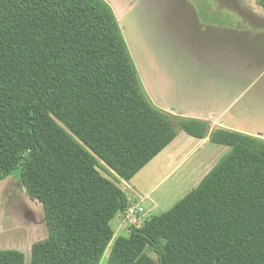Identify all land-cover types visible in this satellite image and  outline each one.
<instances>
[{
    "label": "trees",
    "instance_id": "1",
    "mask_svg": "<svg viewBox=\"0 0 264 264\" xmlns=\"http://www.w3.org/2000/svg\"><path fill=\"white\" fill-rule=\"evenodd\" d=\"M177 126L209 133L153 104L105 0H0V181L21 167L48 229L30 263L6 248L0 264H100L109 249L107 264H264V138L225 127L210 139L231 149L200 184L114 239L130 206L97 161L129 182Z\"/></svg>",
    "mask_w": 264,
    "mask_h": 264
},
{
    "label": "rangeland",
    "instance_id": "2",
    "mask_svg": "<svg viewBox=\"0 0 264 264\" xmlns=\"http://www.w3.org/2000/svg\"><path fill=\"white\" fill-rule=\"evenodd\" d=\"M105 1L119 17L136 66L140 59L139 66H143L153 87V92L148 93L153 102L186 107L193 100L209 107L208 112L224 115V121L231 126L264 127V0ZM157 72L169 79L156 80ZM177 129L180 130L178 126ZM172 147L129 182L103 161H97L101 173L125 191L128 205L144 209L133 215L128 209L116 216L111 222L114 239L130 236L132 226H144L152 216L171 209L231 149L210 143L193 152L188 147L181 157V150L174 153ZM169 153L173 154L174 165L167 160ZM21 171L20 167L14 172L17 180ZM2 194L0 247H17L30 263L32 245L48 236L42 203L36 202L39 206L35 209L30 202H24L25 196L9 200L5 190ZM36 219L44 222L39 224L36 235L18 232ZM109 252L110 249L100 264H107ZM147 252L156 257L150 249Z\"/></svg>",
    "mask_w": 264,
    "mask_h": 264
},
{
    "label": "crops",
    "instance_id": "3",
    "mask_svg": "<svg viewBox=\"0 0 264 264\" xmlns=\"http://www.w3.org/2000/svg\"><path fill=\"white\" fill-rule=\"evenodd\" d=\"M117 17V16H116ZM117 19H119V17H117ZM126 40H127V36H126ZM140 63V59L139 57L137 58V68H138V73H139V77L140 80L142 82V85L144 87L145 92L147 93V95L149 96L148 93H152L153 92V87L150 84V81L147 78L146 73L143 70V66H139ZM141 69V70H140ZM141 71V73H140ZM158 74L155 75V79L159 80V79H164V78H168L169 77L166 74H161L160 72H157ZM146 88H145V85ZM150 98V96H149ZM151 99V98H150ZM190 100V99H188ZM153 102V100H151ZM156 101V100H155ZM153 104H155L157 107H159L160 109H163L167 112H169L172 116H173V120H177L179 118H194V119H198V120H204V121H208L209 123V133L208 136H206L205 138H196L193 136H190L189 134H187L183 129L180 128V130H177V136L176 138L168 145L166 146L156 157H154L152 160H155L161 153L165 152L166 150H170V148L172 147L171 151H180V154L182 155L181 157H184L186 153L185 150L190 148V151L193 152L199 148H203V147H207L208 144L212 143L211 142V133L213 132L214 129L218 128V127H225V128H229L232 130H237V131H241L244 133H248L251 135H255L258 137H262L264 138V127L263 126H254V125H248L247 126H231L229 124H226V122L224 121V115L221 114H213L212 112H208L209 107L207 106H203L197 103V101H193L191 100L190 103L184 107L181 104L175 105V106H164L162 103H155L153 102ZM235 125V124H233ZM184 132V134L186 135H181L180 132ZM187 136V137H186ZM178 138H180V141L178 142ZM195 140V141H192ZM175 153V152H174ZM173 157L172 153H169V156L167 157V160L170 161V163H172V165L175 164L174 161H171ZM151 160V161H152ZM178 166H176L172 171H174ZM5 190L8 193V199L10 200L11 198L16 199L18 196H25L26 198H22L25 199L24 202H30V204L37 209L38 208V200L32 199L26 192V190L22 187L20 180L15 177V175H11L9 177H7L6 179L0 181V202L2 201V191ZM30 205V207H31ZM16 207H17V202H16ZM32 207V208H33ZM1 208V205H0ZM7 209V207H6ZM18 209V207L16 208ZM8 211H10L9 207L7 209ZM45 215V214H44ZM41 221L43 222V219L41 220H34L32 222H30V224L28 226L25 225V227L23 229H20L18 232H30V234L36 235L37 234V228L39 226V224L41 223ZM44 223V222H43ZM11 231V230H10ZM12 231H15V229H13ZM27 235V234H26ZM33 237V236H32ZM6 248H15V247H0V249H6ZM15 249H18L17 247ZM20 250V249H18Z\"/></svg>",
    "mask_w": 264,
    "mask_h": 264
},
{
    "label": "built area",
    "instance_id": "4",
    "mask_svg": "<svg viewBox=\"0 0 264 264\" xmlns=\"http://www.w3.org/2000/svg\"><path fill=\"white\" fill-rule=\"evenodd\" d=\"M129 215H133L135 212H141V211H144L143 207L139 206L138 207V210L137 208H134V207H130L129 208Z\"/></svg>",
    "mask_w": 264,
    "mask_h": 264
}]
</instances>
